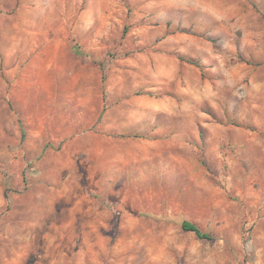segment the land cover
Wrapping results in <instances>:
<instances>
[{"label": "rangeland", "instance_id": "1", "mask_svg": "<svg viewBox=\"0 0 264 264\" xmlns=\"http://www.w3.org/2000/svg\"><path fill=\"white\" fill-rule=\"evenodd\" d=\"M0 264H264V0H0Z\"/></svg>", "mask_w": 264, "mask_h": 264}, {"label": "crops", "instance_id": "2", "mask_svg": "<svg viewBox=\"0 0 264 264\" xmlns=\"http://www.w3.org/2000/svg\"><path fill=\"white\" fill-rule=\"evenodd\" d=\"M176 63L178 64L179 62L176 60ZM137 102L138 103H145L146 102L149 105V107L154 110V113H157V114L164 113L168 117H172L173 113H175L177 111V102L175 101V99H172V98H169L167 100L158 101L155 99H151L150 97H145V98L143 97V98H139L137 100ZM142 108L144 109V107H142ZM93 109H94L93 121H96L98 118V115H97L98 114V106H97V104H94ZM112 109L114 110V107ZM115 109L121 113V117L117 123L115 121L111 122V121H109V117L111 114H110V112L106 111V116H107L106 117L107 123L105 124V132L106 133L123 134L125 132L121 131L120 127H123L127 118L136 119L137 116H142L140 114V111L135 112V111L131 110L128 113H126L124 108H115ZM113 110L111 111V113L114 112ZM120 121H121V123H120ZM72 123H75L74 120L70 121V125H72Z\"/></svg>", "mask_w": 264, "mask_h": 264}, {"label": "trees", "instance_id": "3", "mask_svg": "<svg viewBox=\"0 0 264 264\" xmlns=\"http://www.w3.org/2000/svg\"><path fill=\"white\" fill-rule=\"evenodd\" d=\"M180 225L183 230L194 232V234L200 239H213V236L210 233L202 231L197 225L189 220H182Z\"/></svg>", "mask_w": 264, "mask_h": 264}]
</instances>
